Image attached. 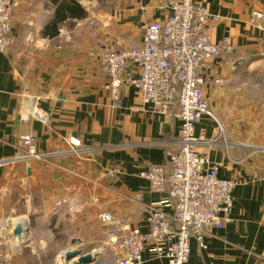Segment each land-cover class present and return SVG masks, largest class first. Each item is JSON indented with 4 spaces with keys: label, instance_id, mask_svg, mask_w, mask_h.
Returning <instances> with one entry per match:
<instances>
[{
    "label": "crops",
    "instance_id": "1",
    "mask_svg": "<svg viewBox=\"0 0 264 264\" xmlns=\"http://www.w3.org/2000/svg\"><path fill=\"white\" fill-rule=\"evenodd\" d=\"M12 1L10 45L0 52V222L21 223L24 234L7 237L3 250H13L12 264H72L64 254L73 250L116 264L108 230L148 232L151 206L174 214L167 192L149 191L139 174L167 165L180 122L153 113L132 87L113 101L98 59L138 46L174 0H78L86 16L61 23L67 40L42 34L62 0ZM196 1L210 13L211 41L233 44L208 62L204 94L215 120L196 124V151L235 187L231 222L191 238L187 264H264V23L251 24L264 0ZM28 135L39 155L29 161ZM100 212L113 223L102 225ZM142 260L168 264L152 248Z\"/></svg>",
    "mask_w": 264,
    "mask_h": 264
},
{
    "label": "built area",
    "instance_id": "2",
    "mask_svg": "<svg viewBox=\"0 0 264 264\" xmlns=\"http://www.w3.org/2000/svg\"><path fill=\"white\" fill-rule=\"evenodd\" d=\"M170 10L163 21L146 24L138 46L109 51L98 59L106 79L104 89L113 101L119 100L123 87H132L153 113L174 115L180 122L178 146L169 154L167 165L150 166L139 174L149 191L167 192L174 214L151 206L148 232L108 230L107 245L115 251L116 264H142V253L148 248L168 264H187L191 238L231 222L235 183L218 178V166L197 153L203 137L195 135V126L204 117L215 120L204 94V74L209 60L232 53L233 44L229 38L211 41L210 13L196 0H174ZM13 12L12 0H0V52L10 45ZM256 21L264 23V13L253 12L251 24ZM58 34L69 38L66 30ZM33 116L42 119L37 110ZM22 145L26 160L39 158L32 135L23 137ZM97 218L102 225L113 223L108 212H100ZM16 224L0 222V264H12L13 250L3 248Z\"/></svg>",
    "mask_w": 264,
    "mask_h": 264
},
{
    "label": "trees",
    "instance_id": "3",
    "mask_svg": "<svg viewBox=\"0 0 264 264\" xmlns=\"http://www.w3.org/2000/svg\"><path fill=\"white\" fill-rule=\"evenodd\" d=\"M57 3L58 0H52ZM100 1V0H99ZM86 16L85 11L78 4V0H62L55 11L53 20L44 28L42 34L45 37L53 38L58 34L59 26L67 18L82 19Z\"/></svg>",
    "mask_w": 264,
    "mask_h": 264
},
{
    "label": "water",
    "instance_id": "4",
    "mask_svg": "<svg viewBox=\"0 0 264 264\" xmlns=\"http://www.w3.org/2000/svg\"><path fill=\"white\" fill-rule=\"evenodd\" d=\"M12 234L20 240L24 234L23 225L21 223H17ZM64 258L67 262L76 259V261H73L72 264H93L94 262L91 254L81 255L79 250L67 251L64 254Z\"/></svg>",
    "mask_w": 264,
    "mask_h": 264
}]
</instances>
